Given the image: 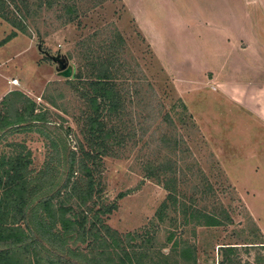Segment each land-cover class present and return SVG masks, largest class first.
Wrapping results in <instances>:
<instances>
[{"label":"rangeland","instance_id":"obj_1","mask_svg":"<svg viewBox=\"0 0 264 264\" xmlns=\"http://www.w3.org/2000/svg\"><path fill=\"white\" fill-rule=\"evenodd\" d=\"M70 2L77 15L69 20L62 4ZM200 5L187 0L185 8L190 15ZM22 9L26 30L0 42V161L29 152L33 175L44 179L45 170L47 180H58L66 171L63 156L89 147L86 79L108 67L122 97L120 109L104 117L115 133L94 167L100 197L83 203L76 190L54 199L75 213L117 200L103 214L96 249L70 239L72 249L90 259L96 252L101 263L121 257L126 264H219V246L230 244L239 264H264V77L254 87L251 43L237 59L228 53L222 61L177 62L163 59L123 0H53ZM14 27L0 16V41ZM44 51L64 56L74 77L60 74ZM34 113L42 117L36 124L7 129V121ZM156 166L158 180L148 175ZM166 184L186 204L230 219L201 223L171 204L158 221ZM43 251L58 253L48 244Z\"/></svg>","mask_w":264,"mask_h":264},{"label":"trees","instance_id":"obj_2","mask_svg":"<svg viewBox=\"0 0 264 264\" xmlns=\"http://www.w3.org/2000/svg\"><path fill=\"white\" fill-rule=\"evenodd\" d=\"M52 1L0 0V16L15 26L0 42L15 36L18 30H26V25L22 22V8H27L31 4L35 8L42 5L51 6ZM62 7L70 14L69 20L76 17L77 8L74 2L62 4ZM19 16L22 18L18 19ZM86 80L89 90L85 89L82 95L92 108L88 114L86 130L89 147L86 149L81 146V156L77 157L72 153L63 156L67 164L66 171L58 180L54 181V177L47 180L45 170L42 171L45 172L44 179L41 175H33L29 167L31 161L29 152L11 154L0 161V264H112L110 259H107L106 263H101L96 252H93L91 259L88 256H80V253L73 250L68 243L70 239L87 241V244L91 245L90 248L95 250V234L100 227L106 226L103 224V214H109L116 208L117 200L103 203L96 209L92 206L87 207L78 213L73 212L72 206H67L63 200L54 201L61 196L68 199L76 190L80 192L79 196L83 203L95 196L100 197L101 188L94 176V167L107 151L109 142L114 141L109 137L115 133L113 126L108 127L104 117L120 109L122 97L108 67L98 72L95 78ZM41 118L37 113L28 118L21 115L17 120L7 121L5 124L7 129L11 130L20 128V125H31L30 121L36 124ZM3 126L0 124V127ZM76 170L80 173V178L85 180L83 187L76 185L79 180L73 178ZM161 174L162 169L156 166L150 168L148 175L158 180ZM166 188L167 196L155 212L158 221L164 220V215L171 204L178 207L184 218L196 217L201 223L218 225L230 219L227 213L221 215L217 211L202 209L192 203L186 204L177 198L174 186L172 188L166 184ZM123 194L124 192H120L118 197H122ZM47 244L53 252L58 253L54 256L46 254L47 252L43 250ZM64 252H67L70 258L64 257ZM235 252L236 245H220L218 263L239 264V260L231 257ZM71 257L78 260L72 261ZM118 262L126 264L121 257Z\"/></svg>","mask_w":264,"mask_h":264},{"label":"crops","instance_id":"obj_3","mask_svg":"<svg viewBox=\"0 0 264 264\" xmlns=\"http://www.w3.org/2000/svg\"><path fill=\"white\" fill-rule=\"evenodd\" d=\"M123 2L163 59L222 61L228 53V59H237L242 45L251 43L252 84H264L259 78L264 77V0H200L190 15L187 0Z\"/></svg>","mask_w":264,"mask_h":264},{"label":"water","instance_id":"obj_4","mask_svg":"<svg viewBox=\"0 0 264 264\" xmlns=\"http://www.w3.org/2000/svg\"><path fill=\"white\" fill-rule=\"evenodd\" d=\"M40 48V45H38ZM46 54L50 55L51 58L56 61L58 72L64 76L74 77L75 75V66L69 64L64 56H61L59 52L56 54H50L48 51H44Z\"/></svg>","mask_w":264,"mask_h":264},{"label":"built area","instance_id":"obj_5","mask_svg":"<svg viewBox=\"0 0 264 264\" xmlns=\"http://www.w3.org/2000/svg\"><path fill=\"white\" fill-rule=\"evenodd\" d=\"M17 82H18L17 78L12 79V83H17Z\"/></svg>","mask_w":264,"mask_h":264}]
</instances>
